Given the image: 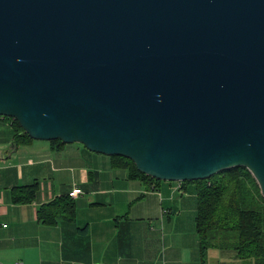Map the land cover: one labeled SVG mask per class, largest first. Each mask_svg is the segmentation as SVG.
Here are the masks:
<instances>
[{
	"label": "water",
	"instance_id": "obj_1",
	"mask_svg": "<svg viewBox=\"0 0 264 264\" xmlns=\"http://www.w3.org/2000/svg\"><path fill=\"white\" fill-rule=\"evenodd\" d=\"M0 116L158 180L245 167L264 198V0H0Z\"/></svg>",
	"mask_w": 264,
	"mask_h": 264
},
{
	"label": "crops",
	"instance_id": "obj_2",
	"mask_svg": "<svg viewBox=\"0 0 264 264\" xmlns=\"http://www.w3.org/2000/svg\"><path fill=\"white\" fill-rule=\"evenodd\" d=\"M0 116V264H200L194 227L196 185L130 178L111 156L80 143L22 139ZM37 185L35 199L11 190ZM81 189L72 220L53 225L37 211ZM230 249L209 248L206 264H239Z\"/></svg>",
	"mask_w": 264,
	"mask_h": 264
},
{
	"label": "trees",
	"instance_id": "obj_3",
	"mask_svg": "<svg viewBox=\"0 0 264 264\" xmlns=\"http://www.w3.org/2000/svg\"><path fill=\"white\" fill-rule=\"evenodd\" d=\"M10 121L15 130L13 144L32 139L24 134L16 119ZM57 146L59 139L50 140ZM113 164L127 170L130 178L160 181L137 170L134 163L123 156L112 155ZM196 185V212L194 227L199 239L200 264H206L209 248L233 250L240 259L258 258L264 250V198L251 173L245 167L224 169L207 179L185 181ZM37 185L13 187L11 200L24 204L35 199ZM76 215L75 200L67 195L43 204L37 219L53 225L59 218L72 220Z\"/></svg>",
	"mask_w": 264,
	"mask_h": 264
},
{
	"label": "rangeland",
	"instance_id": "obj_4",
	"mask_svg": "<svg viewBox=\"0 0 264 264\" xmlns=\"http://www.w3.org/2000/svg\"><path fill=\"white\" fill-rule=\"evenodd\" d=\"M237 261L239 264H264V250H263V255L258 258H251L247 260L239 258Z\"/></svg>",
	"mask_w": 264,
	"mask_h": 264
},
{
	"label": "built area",
	"instance_id": "obj_5",
	"mask_svg": "<svg viewBox=\"0 0 264 264\" xmlns=\"http://www.w3.org/2000/svg\"><path fill=\"white\" fill-rule=\"evenodd\" d=\"M79 194H81V189L78 187H73L69 192L68 196L75 199ZM15 264H21V262H16Z\"/></svg>",
	"mask_w": 264,
	"mask_h": 264
},
{
	"label": "bare ground",
	"instance_id": "obj_6",
	"mask_svg": "<svg viewBox=\"0 0 264 264\" xmlns=\"http://www.w3.org/2000/svg\"><path fill=\"white\" fill-rule=\"evenodd\" d=\"M2 117V116H1ZM4 117V116H3ZM156 179V178H155Z\"/></svg>",
	"mask_w": 264,
	"mask_h": 264
}]
</instances>
